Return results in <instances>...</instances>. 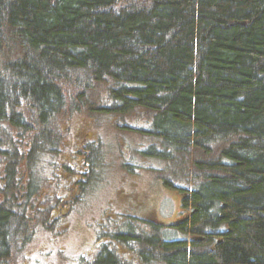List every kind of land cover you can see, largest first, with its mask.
<instances>
[{"label":"trees","instance_id":"trees-1","mask_svg":"<svg viewBox=\"0 0 264 264\" xmlns=\"http://www.w3.org/2000/svg\"><path fill=\"white\" fill-rule=\"evenodd\" d=\"M76 117L141 139L120 166L150 157L186 210L76 264H264V0H0V264L101 177Z\"/></svg>","mask_w":264,"mask_h":264},{"label":"rangeland","instance_id":"rangeland-1","mask_svg":"<svg viewBox=\"0 0 264 264\" xmlns=\"http://www.w3.org/2000/svg\"><path fill=\"white\" fill-rule=\"evenodd\" d=\"M69 127L76 133L69 147H75L81 139L83 142L102 141L100 152L105 162L101 177L67 217L60 220L58 226L55 224L54 230L37 229L25 246L14 248L9 264H76L80 256L93 257L105 241L99 242V232L112 228L114 222L121 221L120 216L170 226L182 221L186 215L181 206L183 194L164 186L156 178L153 171L158 167L156 161L150 157L134 159L128 153L130 151L124 150L126 166H120L122 158L116 151L121 148L117 146L126 147L125 136L136 142L141 139L120 133L115 137V146L112 143L115 138L111 142V128L106 121H86L76 117ZM136 164L141 168H135ZM182 235L181 232L177 234L179 238Z\"/></svg>","mask_w":264,"mask_h":264}]
</instances>
